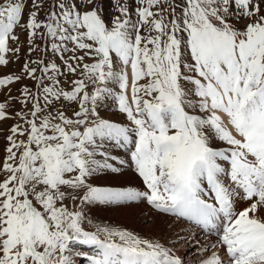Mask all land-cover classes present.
<instances>
[{
	"label": "snow or ice",
	"instance_id": "snow-or-ice-1",
	"mask_svg": "<svg viewBox=\"0 0 264 264\" xmlns=\"http://www.w3.org/2000/svg\"><path fill=\"white\" fill-rule=\"evenodd\" d=\"M17 64L0 264H264V0H0V69Z\"/></svg>",
	"mask_w": 264,
	"mask_h": 264
},
{
	"label": "rangeland",
	"instance_id": "rangeland-1",
	"mask_svg": "<svg viewBox=\"0 0 264 264\" xmlns=\"http://www.w3.org/2000/svg\"><path fill=\"white\" fill-rule=\"evenodd\" d=\"M23 39V37H21ZM19 65H10L6 69H0V72H11L14 70H18ZM11 123V121L7 122ZM6 126V125H5ZM111 152L118 155L121 159L126 158L124 153L120 150L116 149H110ZM113 180L105 181V183H112V184H122L125 182H128L126 179H119L115 180V178L111 177ZM138 181V180H137ZM98 183L102 184V180H98ZM132 183L138 184V182H134V180L131 179ZM103 185V184H102ZM101 211L103 210V216L98 217L97 215L93 214V211L91 209L88 210V216L89 218L93 219L94 223H109L113 225H122L125 227H128L129 229H134L137 232L141 234H159L158 228H153L151 224H146L144 221L147 217L146 213H142L140 208L131 207V208H116V207H109V206H101ZM100 211V208L97 210V212ZM117 213V214H115ZM114 216V217H112ZM87 227V225H86ZM78 264H83L82 261H78Z\"/></svg>",
	"mask_w": 264,
	"mask_h": 264
},
{
	"label": "bare ground",
	"instance_id": "bare-ground-1",
	"mask_svg": "<svg viewBox=\"0 0 264 264\" xmlns=\"http://www.w3.org/2000/svg\"><path fill=\"white\" fill-rule=\"evenodd\" d=\"M120 158V157H119ZM119 179H126L127 181H131V179L132 180H134V182H138V184H139V181H137L138 179H135L134 177H132L131 175H128V176H122V177H118V178H115V180H119ZM101 180H102V184H112V183H105V181H109V180H113V179H111V177H109V176H107V175H104L102 178H101ZM100 208V211H98L97 212V210ZM101 209H103V208H101V206H98V207H94V208H91V211H93V214L94 215H97L98 217L100 216V217H102L103 216V210L101 211ZM102 212V213H101ZM115 214H117V213H115ZM112 217H114V216H112Z\"/></svg>",
	"mask_w": 264,
	"mask_h": 264
}]
</instances>
